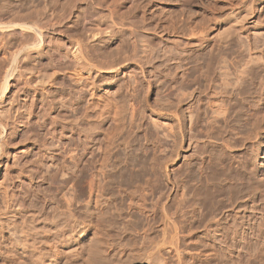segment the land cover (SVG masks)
I'll return each instance as SVG.
<instances>
[{"label": "rangeland", "instance_id": "374dc122", "mask_svg": "<svg viewBox=\"0 0 264 264\" xmlns=\"http://www.w3.org/2000/svg\"><path fill=\"white\" fill-rule=\"evenodd\" d=\"M89 4L0 0V20L35 22L46 32L36 49L27 33L0 32V121L7 125L0 142V234L12 236L16 225L40 236L45 225L55 228L67 212L78 235L67 242L76 252L72 260L63 255L64 263L85 264L84 248L92 236L103 255L98 248L96 259L89 255L86 264H203L204 256H210V264H249L240 256L264 254V232L247 247L240 239L227 247L224 236L223 241L215 238L218 225L206 211L212 198L223 204L216 205L218 212L222 207L225 212L230 201L264 208V105L250 110L228 102L232 96L238 100L236 86L244 76L254 82L248 99H261L264 0H97L90 10ZM89 12L93 25L104 20L113 28L91 48L96 67L86 88L67 70L74 65L70 50ZM240 12L248 14L232 24ZM15 56L23 57L18 63L23 72L10 79L4 94V71ZM37 78L43 83L35 84ZM116 112L122 119L118 125ZM106 133L116 143L104 163L105 203L92 212L89 172L102 160L99 144L89 148V136L101 142ZM203 185L218 190L217 196L204 192L211 200L193 204L190 193ZM60 238L55 240L63 244L65 237L64 242ZM230 250V258L215 256V251L228 255Z\"/></svg>", "mask_w": 264, "mask_h": 264}, {"label": "bare ground", "instance_id": "6f19581e", "mask_svg": "<svg viewBox=\"0 0 264 264\" xmlns=\"http://www.w3.org/2000/svg\"><path fill=\"white\" fill-rule=\"evenodd\" d=\"M95 2H97V0H89V10H90V8L91 7H93L92 5H94L95 4ZM97 4H99V3H97ZM251 5V4H250ZM252 7V6H251ZM258 8V7H257ZM114 9V8H113ZM92 11V10H91ZM94 13V12H93ZM234 13V12H233ZM104 14V13H103ZM110 14V13H109ZM248 14V12H245L244 14H242L241 12H240V14H236L237 16H234L235 17V21L233 20V22H231L232 24H234V22L236 23V21H237V23H238V21H242V19H244L245 17H246V15ZM92 14H91V12H89V15L87 14V16H83V22H82V24H83V29H84V32L81 34V35H79L78 37H76L75 38V40H74V43L72 44V47H71V50H70V58H71V61L73 62V67L72 68H70V69H68L67 70V75H68V77H70V78H72V79H74L75 81L74 82H78L79 84H81V85H83L84 87L86 86V88H89V75L91 74V69L93 68V67H96V65H94V62H92L94 59H93V56H92V53H91V48L95 45V41L96 40H101L104 36H106V35H108L109 33H111L112 32V28H113V26H111V23H109V22H107V21H99L98 23H96V24H92V22L94 21V20H92ZM3 18V17H2ZM105 18V17H104ZM112 21V20H111ZM17 22V21H16ZM94 23V22H93ZM113 24V23H112ZM116 25V24H115ZM14 29H18V31H22V32H24V33H27V34H29L28 36H30V38H31V44H32V47H33V49L35 48H39V47H41L42 45H43V43L46 41V32H45V30L39 25V24H37V23H19V22H17V23H14V21H12V22H5V21H2V20H0V32L1 33H3V34H5L4 32H7V33H9L10 31H12V30H14ZM114 30V29H113ZM9 31V32H8ZM16 32V31H15ZM13 33V32H12ZM2 35V34H1ZM3 36V35H2ZM9 36V35H8ZM6 37V36H5ZM1 39V38H0ZM32 49V50H33ZM22 52V51H21ZM19 53V52H18ZM24 54V53H23ZM22 55V54H21ZM22 57V56H21ZM21 57H19V56H15L14 58H13V63H12V65L11 66H9L8 68H6L5 69V71H4V78H5V82H4V84L2 85V88H4L5 87V91H3L4 92V94H5V92H6V90H7V88H8V86H9V81H10V79H13L15 76H16V74H19V72H20V68H19V62H20V60L23 58H21ZM21 58V59H20ZM11 60H12V58H11ZM12 62V61H11ZM8 64V63H7ZM10 65V64H9ZM250 69V68H249ZM23 72V71H22ZM21 72V73H22ZM56 72V71H55ZM65 72V71H64ZM250 72V71H249ZM255 72V71H254ZM20 73V74H21ZM32 73H34V72H32ZM52 73V72H51ZM19 74V75H20ZM249 74V73H248ZM23 75V74H22ZM32 76V75H31ZM249 76H251L250 74H249ZM21 77V76H20ZM42 77V76H41ZM245 77V76H244ZM243 77V79H241L240 80V83L239 84H237L238 86H236V87H238L237 88V90H239V91H237V93L236 94H238L237 95V97H238V100L237 99H232L231 100V98H233L234 96H232L231 98H229V101L228 100H226V101H228V102H230V101H232L231 103L233 104V107H235V105H244V104H247L248 105V107H249V109L251 110L252 108L253 109H255V110H260L261 109V107L264 105V86H261V96H260V100H259V102H257V101H254V100H251L252 98L250 97V92H252L251 90L249 91V88H250V86H252L253 85V80L252 79H248L247 78V76H246V78H244ZM252 77V76H251ZM16 78V77H15ZM27 78H29V75L27 76ZM43 78V77H42ZM42 78H37V80L35 81V84H39V83H43V79ZM47 78H49V77H47ZM241 78V77H240ZM45 79V78H44ZM254 79V78H253ZM258 80V79H257ZM239 82V81H238ZM260 82V81H259ZM262 83H264V82H262ZM260 85V84H259ZM263 85V84H262ZM253 87V86H252ZM236 89V88H235ZM251 89V88H250ZM4 90V89H3ZM253 90V89H252ZM95 93V92H94ZM246 94L248 95L247 97H246ZM231 94H229V96H230ZM235 95V94H234ZM240 96V97H239ZM248 97H250L249 99H248ZM2 98V97H1ZM30 98V97H29ZM108 98V97H107ZM3 99V98H2ZM228 99V98H227ZM113 100V99H112ZM109 101H110V99H109ZM221 101V100H220ZM95 102V101H94ZM95 103H97L98 104V102H95ZM95 103H94V105H95ZM105 103V102H104ZM221 103V102H220ZM223 103V102H222ZM222 103H221V105H222ZM227 103V102H226ZM110 104V103H109ZM232 104H230V105H226L225 103H224V105H226L227 107L228 106H230L229 108H231L232 107ZM96 106L98 107L99 105H95V108H96ZM107 106V105H106ZM226 106L224 107V109L226 108ZM92 107H94L93 105H92ZM110 107V106H109ZM108 107V108H109ZM112 107V106H111ZM117 107V106H116ZM115 107V108H116ZM233 107L231 108V109H233ZM100 108V107H99ZM102 108V107H101ZM104 108V107H103ZM106 108V107H105ZM114 108V109H115ZM94 109V108H93ZM110 109V108H109ZM112 109V108H111ZM230 109V110H231ZM252 109V110H253ZM102 110V109H101ZM106 110H108V109H106ZM226 110H229V109H226ZM100 111V110H99ZM103 112V111H102ZM108 112V111H107ZM117 112L119 113L120 111L117 109ZM117 112H116V115L114 116V118L115 119H117V120H115L116 122V124L117 123H120L119 121H121L122 119L120 118V117H118V115L120 114H117ZM90 113V112H89ZM113 112H111V114H112ZM115 113V112H114ZM113 113V114H114ZM103 114V113H102ZM110 114V113H109ZM183 114V113H182ZM99 115V117H100V114H98ZM106 115V114H105ZM102 116V115H101ZM180 116V115H179ZM98 117V118H99ZM98 118H96V120L98 119ZM105 118V117H104ZM113 118V119H114ZM121 120H120V119ZM184 118V117H183ZM90 119V118H89ZM101 119H102V117H101ZM100 119V120H101ZM112 119V120H113ZM181 119V118H180ZM99 120V121H100ZM102 121V120H101ZM195 121V120H194ZM98 121H96V123H97ZM178 122L179 123H181V121L179 120V118H178ZM3 123L4 122H2L1 123V121H0V130L2 131L1 133H2V135H1V133H0V142H2L1 140H3L4 139V134H5V127L7 126H2L3 125ZM18 123V122H17ZM101 123V122H100ZM5 124H8V123H5ZM192 124V123H191ZM96 124H94V126H95ZM114 125V124H113ZM118 125V124H117ZM8 126H10V124H8ZM96 127H98L97 125H96ZM116 127V126H115ZM7 128V127H6ZM95 128V127H94ZM99 128H101V127H98L97 129L98 130H100ZM117 128V127H116ZM89 129H90V127H89ZM102 129V128H101ZM172 129V128H171ZM193 129V128H192ZM8 131V130H7ZM95 131H96V129H95ZM103 131V130H102ZM116 131V130H115ZM114 132V131H113ZM92 133V132H91ZM110 133V132H109ZM109 133H106V135L103 137V141H99V142H97V140H95V141H93L94 140V137L91 139V137L93 136V134L94 133H92L90 136H89V148H93V146H95V145H97V144H99L100 146H99V148L98 149H100V152H101V160H102V162L100 161V164H98V168L97 169H95V167H93V170L91 171V172H89V197H88V204H89V207H92V208H94L95 210L93 211L92 209V212H96V209H98L99 208V206H101V204L102 203H105L104 201H103V199L104 198H106V197H104V196H106L105 195V193H106V187L108 186L107 184H105V178L107 177L106 176V174H105V171L107 170H105V165H104V163L106 164V160H108L107 158L108 157H110V155H111V150H112V144L115 142V141H113L114 140V135L113 134H109ZM112 133V132H111ZM184 133V132H183ZM7 135V134H6ZM5 135V137H7ZM193 135V134H192ZM194 136V135H193ZM97 138V137H96ZM100 140V139H99ZM4 141V140H3ZM3 143V142H2ZM116 143V142H115ZM0 145H2L1 143H0ZM114 147H115V145H114ZM1 149V148H0ZM74 149V148H73ZM115 149V148H114ZM119 149V148H118ZM124 149V148H123ZM2 150V149H1ZM0 150V151H1ZM78 151V150H77ZM92 151V150H91ZM114 152V151H113ZM71 153V152H70ZM121 153V152H120ZM73 154H77L76 153V149H74L73 150V152H72V156H71V158L73 159L75 156H73ZM92 154V153H91ZM137 154V153H136ZM90 155V154H89ZM116 155H117V153H116ZM92 157V158H91ZM90 158H91V160L92 161H94V156H91ZM129 157V156H128ZM89 158V159H90ZM99 158V157H98ZM75 159V158H74ZM110 160V159H109ZM108 160V161H109ZM144 160V159H143ZM91 161V162H92ZM138 161V160H137ZM90 162V163H91ZM99 163V162H98ZM112 163V162H111ZM92 164V163H91ZM136 164V163H135ZM261 164H262V162H261ZM6 165V164H5ZM127 165V164H126ZM109 166V165H108ZM92 167V166H91ZM139 167V166H138ZM144 167V166H143ZM124 168V167H123ZM95 169V170H94ZM136 174V173H135ZM140 174V173H139ZM133 175H134V173H133ZM106 176V177H105ZM139 177V176H138ZM107 180V179H106ZM177 185V184H176ZM205 185V184H204ZM200 186L199 188L197 187V189H193V188H191V189H193V194L192 193H190L191 195H189V196H191V199H193L192 200V202H193V204L195 203V202H197V200L198 201H202L203 202V198L205 197L204 195H203V193L205 192H207V193H209V195H211L212 197L213 196H217V194L216 193H218V190L217 191H214L213 189L212 190H208L206 187H208V186ZM211 186V185H210ZM177 187V186H176ZM4 189V188H3ZM6 191V190H5ZM3 192V196H4V198L6 199V200H8V197H9V194L7 193V192ZM143 193V192H142ZM187 194V193H186ZM208 195V194H207ZM206 195V196H207ZM11 196V195H10ZM109 196V195H108ZM112 196V195H111ZM188 196V195H187ZM185 197V200L186 199H188V197ZM110 197V196H109ZM208 197V196H207ZM190 198V197H189ZM208 198H210V197H208ZM208 198H204V201H205V199H208ZM12 199V198H11ZM143 199V198H142ZM196 200V201H195ZM209 200V199H208ZM210 200H211V198H210ZM209 200V201H210ZM218 199H216V202H214L215 201V199L214 198H212V200L211 201H213L212 203H211V201H210V206H208V207H210V208H208V210H207V208L206 209H204V210H207L206 212L208 213V215H210L211 217L209 218V220H212L213 221V224L214 223H216L217 225H218V228H216V232H215V238L216 239H218V240H220V235H222V236H224V239L223 240H225L224 241V243H228L227 245L225 244V246H233V244H235V242H236V240H242V243H243V245L244 246H246L247 247V245L249 244V241L252 239V237H254V238H256V237H258L261 233H263L264 232V220H263V217H262V213H261V210H264V208H259L260 206H258V205H256L255 204V202H253L252 203V205H250V204H248V203H246V201L245 202H241V203H233V201L231 202H229V204L228 205H225V206H227V209H226V211L224 212L222 209H223V207H222V209H221V211H223L224 213L222 214V215H219V213L221 212H218L217 211V207L218 206H216V205H223L220 201L221 200H218ZM16 201V200H15ZM18 201V200H17ZM188 201H190V199H188ZM8 202V201H7ZM191 202V201H190ZM201 202V203H202ZM221 204H220V203ZM235 202V201H234ZM8 203H10V202H8ZM14 203H16V202H14ZM107 203V202H106ZM110 203V202H109ZM198 203V202H197ZM196 203V205H198ZM217 203H219V204H217ZM4 204H6V203H4ZM12 204V203H11ZM17 204V203H16ZM19 205H20V207L21 208H23L22 207V205L20 204V203H18ZM192 203H190V205H191ZM13 205V204H12ZM19 205H17V207L19 206ZM105 205V204H104ZM103 205V206H104ZM196 205H194V207L196 206ZM201 205V204H200ZM5 206V205H4ZM191 206H193V205H191ZM216 206V207H215ZM224 206V207H225ZM229 206V207H228ZM13 207V206H12ZM105 207V206H104ZM193 207V208H194ZM11 208V207H10ZM19 208V207H18ZM101 208H103V207H101ZM205 208V207H204ZM221 208V207H220ZM219 207H218V209H220ZM12 209V208H11ZM59 209V208H58ZM106 209V208H105ZM7 210V209H6ZM16 210V209H15ZM91 210H89V212H91ZM192 210V209H191ZM218 212L217 214H216V211ZM63 211V210H62ZM102 211H104V210H102ZM71 212V211H70ZM91 212V213H92ZM101 212V209L98 211V215H99V217H100V214L102 213H100ZM196 212V211H195ZM201 212V211H200ZM202 212H203V210H202ZM215 212V213H214ZM62 213V212H61ZM90 213V214H91ZM204 213V212H203ZM206 213V214H207ZM10 214V213H9ZM12 214V213H11ZM17 214V213H16ZM16 214H14L13 215V217L16 215ZM32 214V213H31ZM60 214V213H59ZM66 214H67V212H66ZM64 215L63 216V213L61 214L62 216L61 217H59V218H57V216H56V226H55V228H53L52 226V228L51 227H49V225H48V229H46L47 228V225H45L46 226V228L45 229H43V230H40V231H42V232H40V236H38V231L37 232H34L33 231V233H32V231H30V229H28V227H26V226H22V227H17L16 225H14L12 228H11V230H12V236H11V232H10V237H5V235H1L0 234V236H1V238H0V264H11L9 261H8V259H10V260H18V263H21V264H67V262H69L68 260H66V262L64 263V259L66 258V257H70V256H72V254H74V250H75V248L74 247H72V243H71V245L70 244H67V242L69 243V241L71 240V239H73L74 237H77V235H78V231L76 232L77 233V235L76 236H74V232H75V228L77 227V225L75 224V222L73 221V220H71L72 218V216L71 217H69L70 215ZM71 214V213H70ZM95 214V213H94ZM94 214H92V215H94ZM205 214V213H204ZM205 214V215H206ZM247 214H252L251 216H249V215H247ZM29 215V214H28ZM91 215V216H92ZM96 215H97V213H96ZM17 216V215H16ZM21 216V215H20ZM203 216V215H202ZM12 217V218H13ZM99 217L97 216V218L99 219ZM208 217V216H207ZM8 218H10V217H8ZM29 218V217H28ZM49 218V217H48ZM11 219V218H10ZM23 219H25V217L23 218ZM96 219V218H95ZM1 220V219H0ZM15 220V219H14ZM26 220V219H25ZM92 220V219H91ZM174 220V219H173ZM172 220V221H173ZM208 220V221H209ZM4 221V220H3ZM7 221V220H6ZM5 221V222H6ZM52 221V220H51ZM171 221V220H170ZM93 222V221H92ZM94 222H95V220H94ZM93 222V223H94ZM98 222V221H97ZM102 222H103V220H102ZM176 222V221H175ZM231 223V225H226V224H228V223ZM23 223H25V222H23ZM44 223H45V221H44ZM54 223V222H53ZM171 223V222H170ZM225 223V224H224ZM1 224V223H0ZM7 224V223H6ZM27 223H25V225H26ZM95 224V223H94ZM179 224V223H178ZM224 224V225H223ZM8 225H9V223H8ZM12 225V224H11ZM29 224H27V226H28ZM62 225H64V226H62ZM175 226H176V224H174ZM216 225V226H217ZM226 225V226H225ZM44 226V225H43ZM63 228H66L67 227V229H66V231L67 230H69V232L67 231H63V230H61L62 229V227ZM97 226V225H96ZM95 226V227H96ZM2 227H4V226H2ZM42 227V226H41ZM61 227V228H60ZM1 228V227H0ZM43 228V227H42ZM2 229V228H1ZM90 229V228H89ZM172 229H174V228H172ZM32 230H33V228H32ZM34 230L36 231L37 229H36V227H34ZM77 230V229H76ZM81 230H83V228L81 229ZM80 230V231H81ZM91 230H93V229H91ZM168 230V229H167ZM171 230V229H170ZM220 230H222V233H220L219 231ZM83 231H85V230H83ZM90 231V230H89ZM100 231V230H99ZM172 231V230H171ZM1 232V231H0ZM52 232V233H51ZM82 232V231H81ZM80 232V233H81ZM91 232V231H90ZM93 232V231H92ZM179 232V231H178ZM2 233V232H1ZM35 233H37V234H35ZM83 233V232H82ZM86 233V235H87V233L88 232H85ZM96 233H97V231H96ZM96 233H94L93 232V236H94V234H96ZM181 233V232H180ZM9 235V234H8ZM35 235H36V237H35ZM80 235V234H79ZM85 235V234H84ZM92 235V234H91ZM100 235V234H99ZM38 236V237H37ZM60 236H61V238L62 237H65V242H64V238H62V242H64L63 244L61 243V244H58V243H60L59 241L57 242V240H59V239H56L55 240V238H57V237H59L60 238ZM101 236V235H100ZM97 237H98V235H97ZM61 238H60V240H61ZM89 238H91V243L92 244H95L96 245V243H94L93 241L95 240V242H96V239L94 238H92V236H89ZM99 238V237H98ZM175 238H177V236L175 237L174 236V239L173 240H176ZM223 238V237H222ZM222 238H221V240H222ZM53 240H55L54 242H51V241H53ZM88 240V239H87ZM93 240V241H92ZM98 240V239H97ZM217 240V241H218ZM222 240V241H223ZM74 240H72V242H73ZM166 241V240H165ZM190 241V240H189ZM75 242V241H74ZM99 242H101L100 240H99ZM167 242V241H166ZM174 242V241H173ZM49 243V244H48ZM77 243V242H76ZM81 243V242H80ZM86 243H87V241H86ZM91 243H87L88 244V246H86V249L84 248V250L86 251L85 253H86V257H84V259L86 258V260H87V262H89V258H90V256L89 255H91V256H93L94 255V253H96V255H97V253L99 252V249L101 248H99V246H98V244L96 245V246H94L95 247V249L94 250H96V247H97V249L98 250H96V251H94L93 249V254H92V251H91V247L92 248H94L92 245H91ZM230 243V244H229ZM85 244V243H84ZM91 246H90V245ZM103 244V246H104V243H102ZM153 244V243H152ZM166 244V243H165ZM174 244H176L175 242H174ZM164 245V244H163ZM75 246V245H74ZM76 246H78V245H76ZM80 246H81V244H80ZM82 246H84L85 247V245H82ZM100 246H101V244H100ZM103 246H102V248H103ZM79 247V246H78ZM90 247V248H89ZM80 248V247H79ZM154 248V247H153ZM176 248V247H175ZM231 248V247H230ZM89 249H90V251H89ZM105 249V248H104ZM176 249H178V248H176ZM229 249V248H228ZM77 250H78V248H77ZM81 251V250H80ZM80 251H78L79 253H81ZM98 251V252H97ZM103 251H107V250H103ZM175 251V250H174ZM178 251V250H177ZM75 252H76V250H75ZM180 252V251H179ZM91 253V254H90ZM100 253L103 255V252H102V249H100ZM173 253H175V252H173ZM172 253V254H173ZM181 253V252H180ZM101 254H99L100 255V257H101ZM63 255H65V258L63 259V261H62V257H63ZM96 255H94V256H96ZM139 255V254H138ZM226 255L227 254H221V253H219V252H217V251H215V256L219 259V260H221V259H227V258H230L231 256H232V254H231V250H230V252L228 253V255H227V257H226ZM84 256V255H83ZM94 256H93V259H96V258H94ZM107 256V255H106ZM110 256V255H109ZM77 257V256H76ZM98 258H100L99 256H97ZM103 257V260H104V256H102ZM102 257H101V259H102ZM137 257V256H136ZM135 257V258H136ZM205 257V259L203 260V264H208L209 262V259H210V256H204ZM245 257H246V259H247V261L249 262V264H260V262L262 263V262H264V254H262V253H247L245 256H244V254L243 255H241L240 256V261H244V259H245ZM71 258V257H70ZM69 258V259H70ZM97 258V259H98ZM106 258V257H105ZM132 258V257H131ZM135 258H132V260L134 259L135 260ZM68 259V258H67ZM74 259V258H73ZM83 259V260H84ZM136 259H138V258H136ZM71 260H72V258H71ZM80 260V259H79ZM109 260V259H108ZM178 260V259H177ZM176 260V261H177ZM91 261V260H90ZM101 261V260H100ZM184 260H182L181 262H183ZM229 259H228V263H229ZM81 262V261H80ZM80 262H78V264L80 263ZM86 262V261H85ZM86 262V263H87ZM97 262H99V259H98V261ZM128 262V261H127ZM70 263V262H69ZM72 263V262H71ZM70 263V264H71ZM74 263H76V261L74 262ZM73 263V264H74ZM85 263V264H86ZM105 263L107 264V262L105 261ZM158 263V262H157ZM165 263V262H164ZM177 263V262H176ZM82 264V263H81ZM83 264H84V262H83ZM90 264V263H89ZM92 264V263H91ZM93 264H96V262L95 263H93ZM98 264H100V262L98 263ZM102 264H104V262L102 263ZM108 264H109V261H108ZM122 264V263H121ZM179 264V263H178ZM210 264V263H209Z\"/></svg>", "mask_w": 264, "mask_h": 264}]
</instances>
